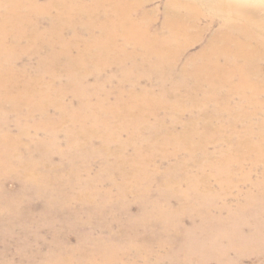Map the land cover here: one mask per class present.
I'll list each match as a JSON object with an SVG mask.
<instances>
[{
    "label": "bare ground",
    "instance_id": "1",
    "mask_svg": "<svg viewBox=\"0 0 264 264\" xmlns=\"http://www.w3.org/2000/svg\"><path fill=\"white\" fill-rule=\"evenodd\" d=\"M157 1L0 0V264H264V0Z\"/></svg>",
    "mask_w": 264,
    "mask_h": 264
},
{
    "label": "rangeland",
    "instance_id": "2",
    "mask_svg": "<svg viewBox=\"0 0 264 264\" xmlns=\"http://www.w3.org/2000/svg\"><path fill=\"white\" fill-rule=\"evenodd\" d=\"M42 1H44V0H42ZM155 3H157V4H161V1H155L154 0V3L153 4H155ZM42 25H46V21H42ZM66 35H69L70 36V32L68 33H66ZM41 43V42H40ZM42 45V44H41ZM198 48V47H197ZM197 48H195V49H197ZM194 49V50H195ZM25 56H28L29 58H30V60H31V63H32V65L34 66L35 65V62H37V60H36V53H35V51L34 50H29V51H27V55H25ZM114 67V68H113ZM116 70V67L115 66H112V67H110L109 68V72L107 71L106 73H112V72H114ZM49 76H47V78H48ZM113 85H115V83L113 84ZM124 137H126V136H124ZM96 144L98 145L99 144V141H97L96 142ZM129 152H131V149L129 150ZM15 163H16V172L18 173V172H20L21 170H22V168H23V166H24V164H25V162H24V160L23 159H17V160H15ZM99 165H100V161L99 160H97V161H95V163H94V168H95V170L97 169V168H99ZM258 173H259V171H257V172H254V175H258ZM7 187L10 189V190H14V191H17L19 188H20V185H19V182H18V180L17 179H15V178H11V181H9V183L7 184ZM231 201V203H234L235 201L234 200H230ZM132 212H134V213H136V212H138V209H139V207H138V205L136 204H134L133 206H132ZM99 218V219H98ZM94 222H100V223H104V222H106L105 221V219H104V216H95L94 217ZM15 231H19V238H18V240H21V233H20V231H21V229L20 228H16L15 229ZM101 232L99 231L98 232V234H100ZM17 236H15V238H16ZM149 240H153V239H150L149 238ZM14 241V240H13ZM16 243H14L13 245H12V249H14V247H16ZM160 244H159V241L157 240V239H155V241H151V243H150V246H151V248H153L154 249V251H155V253L156 252H162V253H164L166 250L165 249H163V248H161L160 246H159ZM1 246V245H0ZM130 255L131 256H133L134 255V252H132V253H130ZM10 256H12V255H10ZM156 255H154V253H149V258H148V260H149V262H152L153 260H154V257H155ZM232 256H234V254H232ZM13 259H16V261H18V259L17 258H13ZM261 261H263V256H260L259 258L258 257H256V256H252V257H249V258H247L246 260H245V264H256V263H261ZM140 263H144V262H142V260H140L139 261ZM96 264H99V263H96ZM160 264H185V262H181V261H174V260H172V259H170V258H165ZM193 264H195L194 262H193ZM197 264H202V263H197Z\"/></svg>",
    "mask_w": 264,
    "mask_h": 264
}]
</instances>
